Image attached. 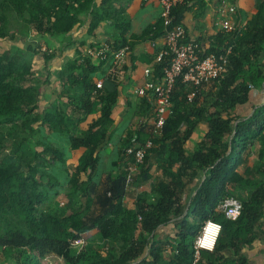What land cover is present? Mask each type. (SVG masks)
Listing matches in <instances>:
<instances>
[{"label":"trees","instance_id":"16d2710c","mask_svg":"<svg viewBox=\"0 0 264 264\" xmlns=\"http://www.w3.org/2000/svg\"><path fill=\"white\" fill-rule=\"evenodd\" d=\"M191 1L204 3L185 0L174 6L171 26L182 24ZM110 7L111 0H0V38L15 31L43 42L47 38V50L41 52L48 60L54 55L50 40L69 43L72 28L85 20L87 35H93L99 22L109 18ZM254 9L245 22L236 9L229 16L228 31L195 40L204 55L230 47L223 70L196 86H186L180 75L174 79L160 134L152 138V146L128 181L131 157L124 148L133 134L138 141L149 136L154 98L161 88L148 92L149 101L140 98L145 109L133 114L135 119L123 132L120 165L115 173L99 178L98 146L113 133L118 96L117 75L109 71L111 59L76 49L58 71L57 99L41 108L46 81L40 80L21 51L0 48V125L39 135L33 141L31 161L22 162L20 143L10 160L0 164V250L22 252L13 264H54L56 259L63 264H188L194 236L207 218L220 228L212 250L200 251L198 264H249L242 249L256 239L264 241V0H255ZM117 26V37L107 41L112 50L127 44L126 27ZM163 34L159 19L138 37ZM98 45L90 43L89 48ZM167 65V57L154 60L150 80L161 84ZM97 72L98 88L93 79ZM252 89L262 91L263 101L240 114L237 107L252 104ZM189 92H193L190 98ZM93 106L97 116L81 128ZM201 123L206 131L187 148L185 142ZM40 126L47 129V136L40 135ZM53 134L68 150L84 148L75 165L65 163L64 148L49 137ZM151 156L156 158V181L152 187L133 191L129 205L125 197L130 183L150 179ZM56 166L64 174L61 193L52 173ZM56 193L63 200L62 211L41 210L35 215L34 210ZM225 196L240 201V213L233 220L216 208ZM170 222L171 235L158 237L157 229ZM97 240L115 243L117 250ZM75 241L91 242L89 250L71 254Z\"/></svg>","mask_w":264,"mask_h":264},{"label":"crops","instance_id":"0c3cea01","mask_svg":"<svg viewBox=\"0 0 264 264\" xmlns=\"http://www.w3.org/2000/svg\"><path fill=\"white\" fill-rule=\"evenodd\" d=\"M99 1L96 0L97 3ZM203 2L201 6L198 5L197 1L189 2L188 9L184 11L181 19L187 37L193 40L206 41L219 31L218 10L223 2L235 5L241 20L244 22L250 18L255 10V0H234L232 2L229 0H203ZM159 10L158 0H111L109 18L99 22L93 31V35H87V20H85L82 24L72 28L69 34L71 37L69 43L65 41L63 43V40H50L56 55L54 54L47 60V107L59 95L58 71L73 57L75 50L80 49L85 52L89 48L90 43L98 44L104 41H113L119 33V26L117 25L126 27L123 35L127 41L126 45H128L129 52L116 76L118 96L113 107L114 121L111 126L113 133L109 139L102 141L98 146L99 162L102 158L104 163L99 175L101 173L105 175L106 173L112 174L115 172L116 169H112V164L117 162L116 147L119 141L117 138L123 136L125 128L135 119L136 116L134 117L133 114L140 113L145 109V104L140 102V98H146L147 101L150 99L148 95L138 96L134 90L143 84V69H150L153 66L155 54L162 47L164 38L163 35L156 36L153 39L148 37L141 38L138 35L143 29L152 27L159 20ZM93 79H99L98 72L94 73ZM261 93V90L252 89L251 101L255 102L263 95ZM61 99V101L65 100L63 96ZM93 107L91 113L87 114L83 122L80 123L81 128H85L97 116L98 109L96 106ZM236 111L244 114L249 110H247L246 106H239ZM150 122L151 120L146 122L147 125ZM205 131L206 124H199L185 142V146L192 148L200 141ZM83 152V147L67 150L68 156L66 160L71 159L67 163L75 165ZM172 224L173 222L161 225L157 229L158 237L162 238L166 235H171ZM242 253L248 259L249 264H264V241L261 239L254 240L250 247L242 249Z\"/></svg>","mask_w":264,"mask_h":264},{"label":"built area","instance_id":"2783aa9c","mask_svg":"<svg viewBox=\"0 0 264 264\" xmlns=\"http://www.w3.org/2000/svg\"><path fill=\"white\" fill-rule=\"evenodd\" d=\"M185 0H158L160 10L159 19L164 28V42L162 47L156 52L154 60H159L162 57L168 58V65L164 69V76L161 84L154 83L150 80V69H143L144 82L141 86L135 88L134 92L138 96H145L161 88L160 93L154 98L153 120L149 129V136L143 141H138L136 135L133 134L129 138L127 146L124 151L127 156L131 157V162L127 166L126 181L131 177V173L136 169L137 165L142 162L147 150L152 146V138L159 136L161 126L164 122L165 115L169 112L171 103L169 101V92L172 88L174 79L181 76V81L186 86H196L202 82H207L215 77L223 70L226 63V55L230 47L225 48L223 52L218 54H203L198 42L187 37L185 29L182 24L171 26L170 11L171 9L183 3ZM236 10L235 5L223 2L221 8L218 10L219 30L228 31L230 28V15ZM43 49V48H42ZM129 52L128 45H123L115 50L111 49L109 42H100L98 47L88 48L86 53L89 56L97 57L99 59H111L109 71L117 75L120 71L121 65L124 62ZM95 87L101 86V81L98 79L95 82ZM193 92H189L187 97L190 98ZM216 208L221 211L228 219H235L240 213V201L232 196H225L217 204ZM209 224L220 225L207 218L201 224L198 232L194 236L192 242V259L188 264H198L199 254L201 250H212L217 234L216 233L211 247L203 245L207 234V227ZM79 241H75L77 243Z\"/></svg>","mask_w":264,"mask_h":264},{"label":"rangeland","instance_id":"374dc122","mask_svg":"<svg viewBox=\"0 0 264 264\" xmlns=\"http://www.w3.org/2000/svg\"><path fill=\"white\" fill-rule=\"evenodd\" d=\"M13 31H10V33H12ZM43 41H40L37 39L36 36H32V35H27V34H23L15 31L13 34L8 35L7 37L4 38H0V48H9L12 51H21L25 58L30 62V66L33 70H36L40 76V80H44L46 81L45 84H43V86L41 87V108H47V58H46V54H44L41 51L47 50V38L43 39ZM40 44H38V42ZM66 41V40H65ZM42 43V44H41ZM63 43L64 40H63ZM49 49H52V51L55 53L54 47H52L53 45L50 44V42H48ZM43 48V49H42ZM262 94V93H261ZM263 101V95L260 96V98H258L257 100H255V102H252V104H248L246 106L247 110L250 111L251 107L254 105H257L259 103H261ZM40 131V135L41 136H47V129L43 126L39 127ZM39 135L35 134V133H30L27 129H17V128H12L10 127V125H0V164L3 162H7L10 160V158L15 154V146H17L18 144L21 143L22 146H24L23 151H21L22 154V162H26V161H31L32 160V153H33V141L38 137ZM53 142L55 144H57L59 147H63L65 152V163L66 164H70L67 162H70L71 159L66 160L68 153H67V147L65 146V144L62 142L61 139L57 138L54 134L49 136ZM123 136L118 137L117 140L118 141V146L116 147V154H117V162L115 163V165H112V169H117L118 165H120V149L122 147L123 144ZM116 140V141H117ZM254 153H255V149H254ZM114 157V156H111ZM247 160H251V157L247 158ZM73 161V159H72ZM150 161L152 162V164L149 167V174H150V179L147 182H143L140 180H133V183H130V190H128V194L125 197V203L127 204H131L132 203V194L133 191L136 192L137 190H140L144 187H152L154 182L156 181V173L157 170L155 168L156 166V158L153 156L150 157ZM104 166L103 160L101 158V161L99 162V170L98 171H102ZM114 167V168H113ZM116 171V170H115ZM52 173L54 174V176L57 177L58 181L60 182V185L57 186V189L60 190V193L63 189V185H64V174L63 172H61V168H59V166H56L55 168L52 169ZM115 173V172H114ZM113 174V173H112ZM103 174L101 173V175L99 176V178H103ZM60 193H56V194H51V199L49 201H46L44 203H42L41 205H39L35 210H34V214L36 215L39 211L44 210V211H50L51 213H55L58 214L62 211V202L63 200L60 199ZM152 194L150 193V196ZM91 242L85 243V244H81V241L77 242V243H73L72 248L70 250L71 254H75L77 251H87L89 250V246ZM97 243L99 245H107L109 247V245L116 251V245L115 243H112L110 241H106V240H101L98 241ZM109 245H108V244ZM164 249L166 251H168V248ZM20 256L22 255V252H15L13 251H3L0 250V264H13L12 261L14 260L13 258H15V255ZM19 259V257H18ZM54 264H63V262L61 260H55V262H53Z\"/></svg>","mask_w":264,"mask_h":264},{"label":"clouds","instance_id":"9594fccd","mask_svg":"<svg viewBox=\"0 0 264 264\" xmlns=\"http://www.w3.org/2000/svg\"><path fill=\"white\" fill-rule=\"evenodd\" d=\"M219 231V227L213 224H209L207 227V234L202 241L203 245L206 247H211L213 239L216 235V233Z\"/></svg>","mask_w":264,"mask_h":264}]
</instances>
